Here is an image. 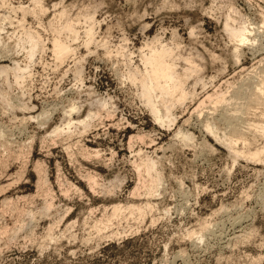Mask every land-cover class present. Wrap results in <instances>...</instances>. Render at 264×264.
<instances>
[{"label":"rangeland","instance_id":"1","mask_svg":"<svg viewBox=\"0 0 264 264\" xmlns=\"http://www.w3.org/2000/svg\"><path fill=\"white\" fill-rule=\"evenodd\" d=\"M0 264H264V0H0Z\"/></svg>","mask_w":264,"mask_h":264}]
</instances>
